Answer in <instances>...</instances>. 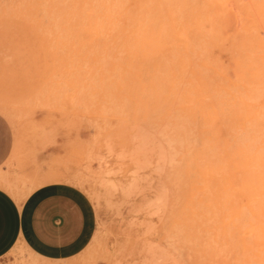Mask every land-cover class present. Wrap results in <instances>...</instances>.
Masks as SVG:
<instances>
[{
	"label": "rangeland",
	"instance_id": "obj_1",
	"mask_svg": "<svg viewBox=\"0 0 264 264\" xmlns=\"http://www.w3.org/2000/svg\"><path fill=\"white\" fill-rule=\"evenodd\" d=\"M101 1L0 0V196L87 217L0 264H264V0H124V43Z\"/></svg>",
	"mask_w": 264,
	"mask_h": 264
},
{
	"label": "crops",
	"instance_id": "obj_2",
	"mask_svg": "<svg viewBox=\"0 0 264 264\" xmlns=\"http://www.w3.org/2000/svg\"><path fill=\"white\" fill-rule=\"evenodd\" d=\"M7 146V129L0 120V158ZM86 224L83 205L65 191H39L21 205L0 196V254L19 238L45 253L68 250L83 238Z\"/></svg>",
	"mask_w": 264,
	"mask_h": 264
},
{
	"label": "bare ground",
	"instance_id": "obj_3",
	"mask_svg": "<svg viewBox=\"0 0 264 264\" xmlns=\"http://www.w3.org/2000/svg\"><path fill=\"white\" fill-rule=\"evenodd\" d=\"M101 9H102L101 13L106 18L104 27H105L107 33H109L108 36L111 35V32H112L111 30H115V34L113 35V38H112L114 43L126 42L125 32H126L128 26L133 27L132 29L134 31H137L136 29L138 28L139 21L142 17L139 15L133 14L131 12H128L126 10V8L124 7V0H102L101 1ZM222 176H224V178L227 179V182L230 184L232 190L234 191V180H232L231 176L228 173L226 174L225 172L222 173ZM244 200L245 199H243V201Z\"/></svg>",
	"mask_w": 264,
	"mask_h": 264
}]
</instances>
